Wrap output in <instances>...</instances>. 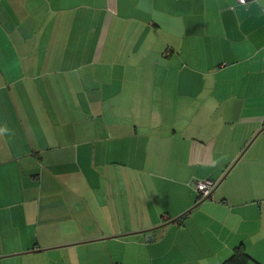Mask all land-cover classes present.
I'll return each mask as SVG.
<instances>
[{"label": "crops", "instance_id": "obj_1", "mask_svg": "<svg viewBox=\"0 0 264 264\" xmlns=\"http://www.w3.org/2000/svg\"><path fill=\"white\" fill-rule=\"evenodd\" d=\"M237 248L264 264V0H0V264Z\"/></svg>", "mask_w": 264, "mask_h": 264}, {"label": "built area", "instance_id": "obj_2", "mask_svg": "<svg viewBox=\"0 0 264 264\" xmlns=\"http://www.w3.org/2000/svg\"><path fill=\"white\" fill-rule=\"evenodd\" d=\"M241 4H246L249 0H237ZM195 185V189L198 192L201 199H207L213 196L216 183L213 180H198L195 179L192 181Z\"/></svg>", "mask_w": 264, "mask_h": 264}, {"label": "trees", "instance_id": "obj_3", "mask_svg": "<svg viewBox=\"0 0 264 264\" xmlns=\"http://www.w3.org/2000/svg\"><path fill=\"white\" fill-rule=\"evenodd\" d=\"M199 200H201L200 197ZM247 258V253L241 248H237L235 250V253L228 260L225 261V264H242V261L247 260Z\"/></svg>", "mask_w": 264, "mask_h": 264}, {"label": "rangeland", "instance_id": "obj_4", "mask_svg": "<svg viewBox=\"0 0 264 264\" xmlns=\"http://www.w3.org/2000/svg\"><path fill=\"white\" fill-rule=\"evenodd\" d=\"M198 196H199V194H198ZM200 197V196H199ZM209 198H211V197H209ZM209 198H207V199H209Z\"/></svg>", "mask_w": 264, "mask_h": 264}]
</instances>
